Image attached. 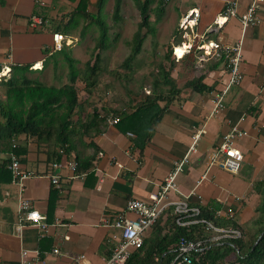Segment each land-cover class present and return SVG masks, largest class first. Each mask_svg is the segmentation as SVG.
Segmentation results:
<instances>
[{
    "label": "crops",
    "instance_id": "1",
    "mask_svg": "<svg viewBox=\"0 0 264 264\" xmlns=\"http://www.w3.org/2000/svg\"><path fill=\"white\" fill-rule=\"evenodd\" d=\"M228 1L163 0V11L156 15L149 12L151 31L142 28L143 33L147 32L146 37L154 38L152 45L156 43L155 37L163 34L168 36L166 47L178 45L184 39L178 28L179 18L188 10L198 8L195 33L221 38L227 43L240 42L242 79L238 85L227 88L223 108L218 114H210L212 98L227 85L229 73L220 61H199L196 53L190 52L177 61L174 59L171 64L169 73L178 91L164 106L149 140L141 147L135 144L133 133L123 126L107 124L106 119L99 122L97 131L90 130L76 136L72 141L74 148L68 153L57 149L59 158H53L44 147L21 135L17 142L26 150L19 155V160L25 170L33 172L25 180L22 192L7 168L9 153L0 152V165L5 164V169L0 170V264H20L22 250H28L30 257H34L32 252L37 251L43 264H102L111 252V235L118 233L112 225L113 220L124 211L126 200L146 201L149 194L156 192L174 162L187 153L193 132L201 127L204 132L197 141V151L189 154L188 162L177 173L178 189L170 197H187L191 203H197L201 198L204 209L213 213L218 211L215 217L222 224L232 220L243 229L246 237L256 231L260 224L254 220L259 216L256 208L261 197L254 186L264 180V3L259 10L260 24L242 28L238 13L244 11L251 0H236L238 13L217 28L213 20ZM108 3L109 0H0V69L3 68V76L7 78L13 66L29 65L34 77L40 79L52 75L59 61L67 63L62 53L50 51L52 33L60 32L72 40L67 49L75 51L78 44H74V33L80 34L93 22L83 16L82 8L104 20L108 36L115 38L110 40L108 37L103 50H114L120 36V24L132 27L127 20L133 19V34L140 14L138 11L137 19L133 14L123 13L124 0L120 2L117 15L112 11L109 13L105 11ZM113 3L114 0L112 7ZM156 3L157 0H153L150 7ZM32 14L44 20L38 29L28 25ZM177 36L180 38L176 43ZM70 56L72 62L76 61L71 53ZM193 78H201L206 88L196 90L185 86L186 81ZM2 92L0 87V97ZM109 93L107 90L104 102L98 104L102 107L97 111L102 115L106 114L107 108H124L123 103H117L111 97L108 99ZM93 108L74 113V119L82 113L89 114ZM3 121L0 114V123ZM234 126L245 132L235 138V146L243 155L235 174L207 165L209 153ZM76 158L82 159L79 173L70 169ZM51 175H58L59 188L51 183ZM21 197L44 217L47 224L44 235H39L36 226L21 219ZM126 216L132 217L133 214L127 213ZM157 225L165 228L166 219L160 218L147 229L144 240L152 235ZM164 232L170 230L163 229L161 234ZM55 247L58 253L52 251ZM78 255L84 257L77 263L75 257Z\"/></svg>",
    "mask_w": 264,
    "mask_h": 264
},
{
    "label": "trees",
    "instance_id": "2",
    "mask_svg": "<svg viewBox=\"0 0 264 264\" xmlns=\"http://www.w3.org/2000/svg\"><path fill=\"white\" fill-rule=\"evenodd\" d=\"M133 1L139 11L140 21L130 40V52L121 64L125 67H129L140 53L146 33L151 31L149 12L153 11L156 15L164 9L163 0H157L154 7H150L153 0ZM120 2L121 0H114L112 13L115 15L120 10ZM81 10L83 16L90 18L98 29L91 60L85 63L82 70L73 65V58L70 52L66 51V45H63L62 49L57 52L62 53L67 62V82L59 86L45 84L38 77L28 76V73L33 72L29 65L13 66L9 76L7 78L3 76L4 78L0 79V87L4 90L3 97L0 98V114L4 119L0 123V152H13L17 156L24 153L25 146L17 142V138L24 135L25 139H31L39 147H44L53 158H59L60 153L57 149L68 153L74 148L72 141L76 136L86 134L90 130L97 131L99 122L105 121L109 114L118 117L115 124L133 133L135 144L141 147L149 140L153 126L160 119L164 106L171 101L172 94L178 91L174 79L170 76V69L160 67L161 74L154 79L153 90L145 97L128 103L123 109L103 108L107 110L105 115L100 114L94 107L89 114H81L74 119V113L80 114L79 112L89 99V94L94 89L96 73L100 69V51L106 47L108 39L107 25L104 20L86 12L85 8ZM88 23L90 21H87ZM143 27L147 28V32H142ZM84 34L85 28L80 33V38H83ZM179 38L180 36H177L175 39L176 43ZM169 55H172L171 46L166 47L164 57L168 59ZM77 82L81 83L84 90L82 98L79 97ZM165 86L167 89H162ZM185 86L196 90L206 88L201 83V78L187 80ZM75 162L77 165L74 172L79 173L82 168V159L76 158ZM3 169H5V164L0 165V170L3 171ZM254 187L261 197V202L256 208L259 216L254 220L255 223L260 224L256 231L246 237L243 229L232 220L222 224L217 220L213 211L203 209L202 217L215 225L236 227L240 229L241 236L235 239H224L222 243L213 244L202 253H192L190 264H264V180L255 183ZM166 228L167 226L164 228L157 225L152 235L147 240L143 239L139 248L132 250L125 264H171L174 256L171 249L177 246L180 237L198 239L206 236L199 225H192L189 228L174 226L169 233L161 234V231ZM230 254H234V257L224 262V258Z\"/></svg>",
    "mask_w": 264,
    "mask_h": 264
},
{
    "label": "built area",
    "instance_id": "3",
    "mask_svg": "<svg viewBox=\"0 0 264 264\" xmlns=\"http://www.w3.org/2000/svg\"><path fill=\"white\" fill-rule=\"evenodd\" d=\"M263 3L264 0H251L245 10L238 13L236 0H230L225 4L223 11L214 18L213 24L215 27L220 28L228 18L238 13L242 28L258 25L262 21L259 10H261ZM198 17V8L190 9L181 15L178 28L184 39L180 44L171 46V54L177 61L185 54L195 52L199 61L216 60L222 63L224 69L229 73V80L223 89L213 95V107L210 114L215 115L223 108V97L227 88L231 85H238L241 82V45L239 41L227 43L221 38H210L206 34L195 33L194 26ZM43 22L44 20L40 16L32 14L29 17L28 25L32 29H38ZM71 43L72 40L60 32H53L50 51H59L63 45L68 46ZM177 46H181L183 49L181 57L175 52ZM3 73V68H1L0 78ZM117 121V116L110 115L106 118V123L110 125L115 124ZM203 132V127L193 132L187 153L180 160L174 162L173 167L166 173L160 183L158 190L149 194L146 201L135 198L126 200L124 211L113 220L112 225L117 228L118 233L117 235H111V252L108 257L104 258L102 264H125L132 250L141 246L146 230L151 228L160 218L166 219L168 231L172 230L174 226L189 228L192 225H199L206 233V236L198 239L180 237L177 241V246L171 249L174 253L171 264H190L192 253H202L210 248L211 245L222 243L224 239H235L241 236L240 229L236 227L215 225L202 217L201 213L204 206L201 198H198L197 203H191L187 197H170V194L178 189L176 182L177 173L188 162L189 154L196 153V144ZM244 133V131L238 130L235 126L232 127L229 132L222 136L221 142L209 153L207 165L216 166L233 174L237 173L241 166L243 155L235 146V138ZM8 158L7 168L10 170L12 179L17 183L20 192H22L25 187V180L32 176L33 172L25 170L20 163L19 156L13 152L8 154ZM54 165L58 164L55 163ZM76 165V162L70 164V169L73 173ZM50 181L55 187L59 188L58 175H51ZM233 197L236 198L234 195ZM19 210L21 219L36 226L39 230V235L42 236L47 232V224L44 222V217L38 210L32 208L27 199L20 198ZM127 213H132L133 216H126ZM217 214L218 211H214V215ZM52 251L58 253L59 250L55 247ZM32 253L34 257H30L28 250H22L20 264H43L38 252ZM83 257V255H78L75 257V261L78 263Z\"/></svg>",
    "mask_w": 264,
    "mask_h": 264
},
{
    "label": "rangeland",
    "instance_id": "4",
    "mask_svg": "<svg viewBox=\"0 0 264 264\" xmlns=\"http://www.w3.org/2000/svg\"><path fill=\"white\" fill-rule=\"evenodd\" d=\"M121 7V11L123 13L133 14L135 18H139L137 7L133 4L132 0H124ZM105 11L109 13L112 11V0H109L108 5L105 6ZM107 21L111 22L110 19ZM129 21L131 22L132 27H130L129 24H120L118 27L120 36L114 46L116 48L109 52H106L105 50L100 51V69L96 73L94 89L91 94H89V99L84 104V109H82L83 111L86 108L102 107L101 104H98L104 102L103 97L106 96L105 93L107 90L110 91L108 99L111 97V99H114L117 103H123V107L127 106L128 103L138 101L140 94L146 95L152 92L154 79L158 78L161 74L160 67L170 69L171 64L174 62V58H171L170 55L168 59L164 57L166 51L164 47H166L165 43L168 36L163 34L155 37V39H157L155 45H152L151 43L154 38L147 36L144 40L140 53L135 57L129 67L121 66L123 59L130 52V40L133 35L132 32L135 29L134 20H127L128 23H130ZM85 31L86 32L83 38H80L79 33H74V37L76 38L74 44H78L76 48L74 47L75 51L70 52L69 49H66L67 52L69 51L72 56L76 58V61L73 63H76L74 64L76 65L75 67L80 70L83 69L87 61L91 60L95 37L98 34L97 26L93 22ZM108 37L110 40L115 38L112 35H109ZM122 39L125 40L121 43L120 41ZM158 43H160L159 46ZM161 43H163V45H161ZM71 45L72 43L66 46V48ZM59 62V65H55L52 75L42 76L40 80H42L45 84H53L55 86H59L67 82L68 65L62 61ZM28 76L34 77L32 73H28ZM76 84L79 97L82 98L84 90L82 89L80 82H77ZM162 89L166 90L167 86L162 87ZM2 97L3 92L0 98ZM126 97H128L130 101L129 99L127 101ZM233 257L234 254H230L224 258V262L231 260Z\"/></svg>",
    "mask_w": 264,
    "mask_h": 264
},
{
    "label": "bare ground",
    "instance_id": "5",
    "mask_svg": "<svg viewBox=\"0 0 264 264\" xmlns=\"http://www.w3.org/2000/svg\"><path fill=\"white\" fill-rule=\"evenodd\" d=\"M177 49H182V47H181V46H177V47H176V51H175L177 55H182V54H183V51H182V53H181V52H178ZM182 50H183V49H182Z\"/></svg>",
    "mask_w": 264,
    "mask_h": 264
},
{
    "label": "snow or ice",
    "instance_id": "6",
    "mask_svg": "<svg viewBox=\"0 0 264 264\" xmlns=\"http://www.w3.org/2000/svg\"><path fill=\"white\" fill-rule=\"evenodd\" d=\"M177 51L182 53L183 50L182 49H177Z\"/></svg>",
    "mask_w": 264,
    "mask_h": 264
},
{
    "label": "water",
    "instance_id": "7",
    "mask_svg": "<svg viewBox=\"0 0 264 264\" xmlns=\"http://www.w3.org/2000/svg\"><path fill=\"white\" fill-rule=\"evenodd\" d=\"M260 235H261V234H260ZM260 235L258 236L257 240L259 239ZM257 240H256V242H257ZM256 242H255V243H256Z\"/></svg>",
    "mask_w": 264,
    "mask_h": 264
}]
</instances>
